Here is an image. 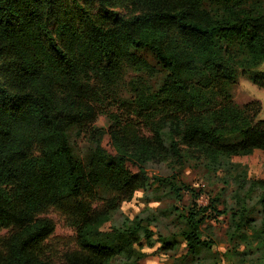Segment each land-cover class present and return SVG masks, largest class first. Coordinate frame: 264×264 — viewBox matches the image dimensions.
<instances>
[{"label":"trees","instance_id":"1","mask_svg":"<svg viewBox=\"0 0 264 264\" xmlns=\"http://www.w3.org/2000/svg\"><path fill=\"white\" fill-rule=\"evenodd\" d=\"M263 63L264 0H0V264H140L155 234L111 215L154 185L181 201L149 166L191 159L221 172L264 154L262 104L233 96L240 77L264 90ZM102 115L108 129L95 125ZM72 130L92 144L87 160ZM247 184L264 206V181ZM181 190L192 196L181 238L193 259L220 214ZM51 214L73 230L70 247L52 243ZM159 241L164 254L179 249Z\"/></svg>","mask_w":264,"mask_h":264},{"label":"rangeland","instance_id":"2","mask_svg":"<svg viewBox=\"0 0 264 264\" xmlns=\"http://www.w3.org/2000/svg\"><path fill=\"white\" fill-rule=\"evenodd\" d=\"M138 54L156 65L148 51ZM264 72V63L257 69ZM132 73L125 78L123 96L128 97V86ZM156 81V83H158ZM154 83V84H156ZM234 101L239 106L258 101L262 104L260 120H264V90L254 86L245 77H240L233 91ZM111 112L116 114V110ZM96 127L108 129V115H102L96 122ZM70 144L74 155L87 160L93 150L92 144L79 131L69 133ZM104 147L111 153L108 138ZM235 163L241 164L238 170L214 172L209 170L204 161L186 160L181 165L169 161L163 165L148 167L150 178H168L180 188L181 201H178L170 187L154 185L145 194L138 192L131 202L121 205L118 211L111 215V220L117 227L123 226L125 220L134 221L140 218L143 226L155 235L151 247L144 244L143 253L147 258L140 264H264V249L260 243L264 206L261 204L263 192L251 188L250 181H264V154L257 153L250 158H237ZM244 169V171H243ZM247 174V178L244 176ZM188 186L201 197L197 201L200 207H207L213 201L220 215L207 218L202 225V240L207 244L196 258L186 259V243L181 234L187 229L186 218L192 207V196L182 191V186ZM235 216V217H234ZM245 217V220L240 218ZM56 223V231L52 243L59 248L70 247L75 237L71 228L67 227L57 215L49 216ZM252 226L248 227L245 221ZM241 226L240 228H237ZM108 229V228H107ZM160 238V239H159ZM178 242L179 249L164 254L161 242ZM118 259L113 264H120ZM133 264V263H132Z\"/></svg>","mask_w":264,"mask_h":264}]
</instances>
